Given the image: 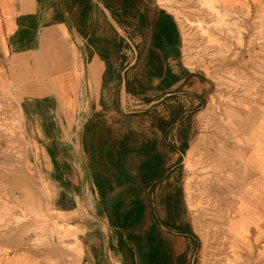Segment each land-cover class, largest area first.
I'll return each mask as SVG.
<instances>
[{
    "label": "crops",
    "instance_id": "crops-1",
    "mask_svg": "<svg viewBox=\"0 0 264 264\" xmlns=\"http://www.w3.org/2000/svg\"><path fill=\"white\" fill-rule=\"evenodd\" d=\"M185 41L159 0H0V84L54 215L53 247L20 264L204 263L180 168L202 81ZM252 133L264 179V129Z\"/></svg>",
    "mask_w": 264,
    "mask_h": 264
},
{
    "label": "rangeland",
    "instance_id": "rangeland-1",
    "mask_svg": "<svg viewBox=\"0 0 264 264\" xmlns=\"http://www.w3.org/2000/svg\"><path fill=\"white\" fill-rule=\"evenodd\" d=\"M159 2L180 19L185 65L202 78L201 92L189 89L199 100L189 103V144L180 158L189 215L204 243L202 264L262 261L264 179L250 134L264 129V14L249 13L245 0ZM3 90L0 84V264H20L21 255L53 247L45 240L54 215L48 188L28 163L19 105Z\"/></svg>",
    "mask_w": 264,
    "mask_h": 264
},
{
    "label": "bare ground",
    "instance_id": "bare-ground-1",
    "mask_svg": "<svg viewBox=\"0 0 264 264\" xmlns=\"http://www.w3.org/2000/svg\"><path fill=\"white\" fill-rule=\"evenodd\" d=\"M83 107H84V106H83ZM257 189H258V187L255 186V190H257ZM246 198H247V197H246ZM259 203H260V201H258V202L256 203V205L259 204Z\"/></svg>",
    "mask_w": 264,
    "mask_h": 264
}]
</instances>
